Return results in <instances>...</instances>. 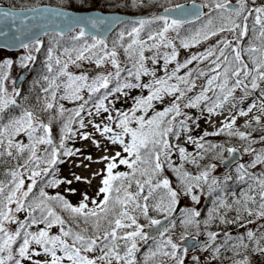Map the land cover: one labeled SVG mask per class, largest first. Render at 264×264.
Returning a JSON list of instances; mask_svg holds the SVG:
<instances>
[{"label":"snow or ice","instance_id":"1","mask_svg":"<svg viewBox=\"0 0 264 264\" xmlns=\"http://www.w3.org/2000/svg\"><path fill=\"white\" fill-rule=\"evenodd\" d=\"M131 3L137 6L142 0H131ZM202 7H212L217 15L210 16L187 38L181 37L179 32L184 20L159 15L131 21L132 26L118 33V39L113 41L111 48L105 39L90 34L87 29L105 25L107 31L118 17H72L66 29L53 30V39L58 45L68 32L79 29L70 37L73 46L63 49L62 55L67 57L66 60L54 56L53 49H49L46 65L49 75L43 78L46 85L37 101L38 110L20 105L16 99L20 92L16 88L8 92L4 86L7 79L5 69L11 67L12 61L0 63V176L3 177L0 179V264H40L39 257L45 258L43 264H140L137 256L150 239L154 247L150 246L144 253L143 264H153L157 256L183 264L177 258L179 245L170 236L165 238L174 227V220L170 217L180 192L173 189L164 172L167 169L176 174L185 195H191L193 189L203 190L205 185L209 196L224 193L228 181L232 180L230 175L223 180L209 179L215 165L208 166L197 175L184 171L183 163L179 167L174 166V150H178L182 162H190L197 167L198 158L203 159L202 152L198 157L192 156L184 147L172 143L173 139L180 138L182 131H188V121L192 117L184 109H206L211 115L230 101L243 103L255 94L247 110H239V115L248 116L257 110L260 115L252 116V121L258 125L264 117V0L259 4L257 0H236L235 4L231 0H213L212 5H196L193 0L191 15L197 20L202 15L199 11ZM176 8L182 9L185 15L190 12L184 5ZM175 10L166 8L165 12ZM29 11L36 12L37 9ZM49 11L53 16L67 17L66 13L49 9H45L42 15ZM0 15L8 17L12 13L3 11ZM156 21H162V27L149 30L147 39H143L141 33L146 26ZM24 22L21 20V24ZM170 30L176 33L175 38L180 39L184 48L225 32L231 34V39H221L203 54L193 55L180 63L174 41L168 37ZM40 43L36 36L32 43L21 41V47H35L38 51ZM161 47L170 48L171 52L161 53ZM119 49L125 57L123 63ZM146 52L153 54L149 57ZM32 59L31 56L24 57L25 61ZM161 59L163 75L158 76L155 66ZM149 60L153 66L151 70L146 66ZM194 61L210 63L206 69L188 70L179 75ZM81 62L94 64L99 71L95 75L86 71L77 75L68 70L70 65L81 68ZM173 62L175 66L169 71L168 65ZM23 66L28 65L24 63ZM142 77H151V80L143 83ZM200 79L205 81L203 86L196 94L190 95ZM133 89H140L142 93L146 90L148 94L132 97L133 104L127 111L117 109L116 100L121 96L128 97ZM238 90L243 95L237 101L235 94ZM166 97L171 98L168 106L157 110L156 105L164 104ZM63 101L76 107L66 108ZM231 106L235 108L236 103ZM38 112L47 114V122ZM89 117L103 119L96 122L95 119H87ZM180 117L183 119H178ZM235 123V117H232L218 131L205 133V136L220 135L227 129L228 136L249 141L244 151L254 153V160L251 165L240 164L236 169L237 181L247 186L238 196L232 193L231 203L223 195L216 196L209 220L205 221L206 227L217 219L221 224L239 223L245 214L264 219V173L256 175L248 171V167L254 168L257 163L264 164V148L259 151L252 148L251 145L258 141L249 139L251 133L246 135L235 129ZM54 125H59L58 137L53 132ZM89 125L100 137L119 145L121 151L102 157L106 161L105 169L97 175L102 177L99 193L103 198L91 200L92 206L89 207V197L84 195L79 205L73 206L60 195L48 196L45 188L71 183L55 178L57 166L63 162L62 157L80 154L79 149L67 146L68 141L79 136L100 147L93 134L81 131ZM245 127L250 128L251 123ZM22 136L27 142L19 139ZM187 140L196 144L198 150H223V145L205 146L191 136ZM259 142H264V135ZM235 151L234 148L227 149L230 155ZM121 165L127 171H116ZM75 179L80 181L82 178L76 176ZM191 198L199 203L198 196L191 195ZM56 207L69 213L71 223L58 214ZM230 211L235 212L232 219L227 218ZM151 212L163 215L169 221L168 225H162L160 219L150 215ZM20 214H23L22 219ZM199 215L198 211L186 210L181 223H195L198 227L195 218ZM247 223H254V220ZM154 226H161L158 236H151L145 230ZM240 226L245 227L244 224ZM53 228H58L57 234H52ZM206 235L207 246L211 247L218 233L208 231ZM246 239L255 243L252 253L264 254V245L261 244L264 234L257 238L255 232L247 230ZM221 247L240 255L239 249L247 251L249 245L245 243V236L232 237L225 232L223 244L214 248L213 254H218ZM236 264H250L249 257L244 256Z\"/></svg>","mask_w":264,"mask_h":264},{"label":"trees","instance_id":"2","mask_svg":"<svg viewBox=\"0 0 264 264\" xmlns=\"http://www.w3.org/2000/svg\"><path fill=\"white\" fill-rule=\"evenodd\" d=\"M195 1H199L203 4H208V5L213 4V0H195ZM188 2H193V0H142V3H139L137 6H133L131 3V0H0V5H4V6L11 7V8H16V9L33 8V7H37V6H41V5H53V6L61 7L63 9H69V10H73V11H86V10L99 9V10L106 11V12H121V13L130 14V15H153V14H156L157 12L165 10L166 8L174 7V6L184 4V3H188ZM231 2L236 3V0H231ZM260 2H261V0H257L258 4ZM216 15H217V12L214 11L212 7H208L205 14L202 15L199 20L195 19L193 21L186 22L183 24V27L179 30L180 36L183 38H187L192 33H194L197 29H199L209 19L210 16L215 17ZM131 26H132L131 22H125V23L121 24L119 26V28L110 36V38L106 40L108 47L111 48L113 46V41L118 39V33L119 32L124 30L126 27L130 28ZM160 27H162V21H156L153 24L146 26L145 30L141 33V37L143 39H147V32L149 30L154 31L156 29H159ZM76 32H78V31L71 32V33H68L67 35H65L64 38L59 41L58 45L54 42V39H53L54 33L45 35L40 40L41 43L39 45L38 51L36 50L35 47L26 49L27 51H33L34 56H33L31 64L29 65V67H30L29 74H28L26 80L23 82L21 88L18 90L20 92V96L17 97L16 99L20 105L25 106V107H30L33 110H38L37 101H38V99H40L42 97V95H43L42 88L46 85V82L44 81L43 78H44V76L49 75V73L47 72V67H46V65L49 62V60H48L49 49L50 48L53 49V55L54 56H59L62 61L66 60L67 57L62 55L63 49L66 47L71 48L73 46V41L70 39V37L72 35H75ZM221 34H219V35H221ZM219 35L210 37L207 40H202L200 43L195 44L194 46L184 48V47H182V45L180 43V39L175 38V36H176L175 32L168 33V37L170 39H173V41H174V47L176 48V51H177V60L180 63H183L187 59H190L191 56H193V55H201L204 52H206V50L208 48L215 46L218 41L213 45H205V44L208 42V40H210L214 37H218ZM226 38L231 39V34L228 33V36ZM56 39H59V38H56ZM90 42L91 41L89 40V43ZM126 42H127V38H126L125 43ZM149 43H151V42H149ZM246 43H247V40H245V44ZM200 46H204V47L202 49L196 51V52L189 53L185 57H181L182 53L185 50L193 48V47H200ZM119 52H120L119 58L123 63V62H125V57L123 55L122 49H119ZM160 52L161 53H170L171 49L161 47ZM145 54H146V56L150 57L153 53L152 52H146ZM30 55H31V53L26 52L25 54H22L19 58L15 57L16 59L13 62H18V64L23 65L24 63H26V61L24 60V57H27ZM7 60H9V57H5V58L3 57L0 59V63H3L4 61H7ZM83 63L85 64L83 69L78 68L76 71H73V69H75V67H74L75 65H70L68 70L70 72H73L74 74H77V75L80 74L81 72H85V71L89 75H95L96 74V72L98 71L96 69V67H94V69H92V68L87 69V67H86L87 62H83ZM209 63H210V61H203V62L194 61L193 64L189 65L188 69H182L181 72L179 73V75H183L188 70L199 71L200 69H206L208 67ZM162 64H163V60L161 59L160 63L155 66L158 76L163 75V71H162V67H161ZM146 66H148L150 70L152 69L153 66L151 65L150 60L146 62ZM174 66H175V62H173L172 64H169L168 65L169 71H171ZM10 68L5 69L7 74L9 73ZM150 80H151V77H142L143 83H148ZM5 81H4V83H5ZM204 82H205L204 79L197 80V88L194 90L193 93H190V95L196 94L200 90V88L203 86ZM262 87H264V85H262ZM241 93L242 92L240 90H238L236 92L235 95H236L237 101L241 97ZM141 94L147 95L148 93L146 90L143 91V93H142L140 89H133L130 91L128 97L121 96L118 100H116L115 107L119 110L127 111L133 104L132 97H138ZM209 95H211V93H209ZM254 98H255V94L253 96L245 99L243 101V103H237L236 101H234V103H236V107L234 108V112H235L234 117L236 120L234 128L238 129L239 131L245 132L246 135H248V133H251V136L249 137V139L258 141L257 143L252 144L251 147L256 149L257 151H259L260 149L264 148V142H259L260 137L262 135H264V131H261V129H264V125L262 123H260L259 125L256 124L254 121H252V117L247 119V120H244L247 116H240L239 115V110L243 109L246 111L248 105L252 103V100ZM170 99L171 98L166 97L164 104H157L156 105L157 110H162L163 107L168 106V102L170 101ZM231 102L232 101L227 103L223 107V109H217L211 115L206 111V109L203 111L200 108L184 109V111L187 113V115L192 117V119L188 121V131L187 132L182 131L180 134V138L178 140L173 139L172 143L174 145H178L179 147H184L186 149V152L191 154L192 156L198 157L199 154L202 152L203 159L198 158L197 162L199 164V167H197L196 165H194L190 162H182L180 159L178 150H174L173 155H172V160L174 161V166L179 167L183 163L184 171L189 172L191 175H197L200 171L208 168V166L217 165V164L221 163L225 158H227L229 155V153L227 152L228 148H234V149L238 148V149H241L244 151V149L246 147H248V145H249L248 140H241L237 136H228L226 134L228 131L227 129L225 130L224 133H222L220 135H207V136H205V133H214V132L218 131L221 127H223L224 123L230 122V121L223 122L219 126V128L215 131L207 130L206 126L204 125V123H206L214 115L222 112ZM62 103H64L66 108L76 107L75 104L69 103L67 101H63ZM14 111H18V110H14ZM38 114L41 115V119H44L45 122H47L46 121V118H47L46 113L41 114L38 112ZM149 114H151V113H149ZM178 119H183V117H180ZM249 122L251 123V127L246 128L245 125ZM74 127H78V125H74ZM81 131H84V129ZM53 132L58 137L59 125H54ZM188 136H191L193 139L198 140L200 143L205 144V146H207L208 144L223 145V150H221V149H215V150H210V151L198 150L196 147V144L188 142V140H187ZM201 137H203V139H200ZM19 139H23L24 142H27V139L24 136L20 137ZM78 140H79V136H77L74 141H68L67 146L69 148L77 149ZM57 142H58V140H57ZM245 153H247V152H245ZM254 157H255V154H254ZM61 159L63 160V162L58 164L57 170H56V177H55V178L60 179V180H61V176H62V171L66 167L67 162L70 159V157H62ZM252 162H253V160H250L247 162V164L251 165ZM240 164L245 165L244 163H238L235 166H233V168H232L233 172L230 171V176H232V180L228 181L227 185L225 186V192L224 193L217 192V193H213L212 196H209V195H207V186L206 185L204 186L203 190L193 189V192L191 195H198V196L200 195L201 196V203L198 206H194V205L184 206L183 208H180L176 212V216L174 219V227H172L171 230L169 231L172 235H174V237H171L173 242L180 240L184 237H195V238H198L199 240H201L203 242V244L199 249L200 250H206V255H204V259H203V264H213V263H207V260H214V261L216 260L218 262V264H236V261L242 260L244 258V256L254 255V253H252L251 249L255 247V243L247 241L246 234H245L247 232V230L245 232H243L244 227H241L240 225L244 224L245 227H247L248 224H251V223H247L248 220H254V222H255V221H258L259 219L255 218V217H248L245 214V216L243 217V219L239 223L221 224L219 222V220L217 219V220L211 221L207 227L205 226V221L209 220V212L213 208V199L216 196L223 195L226 197L227 202L231 203L232 193H236V195L238 196L240 191L243 190L244 188H246L247 185L241 184L237 181L236 169H237L238 165H240ZM116 171H127V169L125 166L121 165V166H119V168ZM248 171L253 173V174L260 175V174L264 173V164L262 166H260L258 170L248 169ZM164 175L170 180L171 186L173 187V189L180 192L179 197L187 198V197L191 196V195H185L183 193V191L180 189V183L177 180L175 173L166 169V171L164 172ZM212 177H214V176L210 175L209 179H211ZM2 178L3 177L0 176V179H2ZM216 178L223 180L224 177H221V178L216 177ZM45 192L47 193L48 196H51V197H55L57 195H60V196L64 197L66 200H68V202L70 204H72L73 206L79 205V203H76V201H74V199L71 196H69L66 192H64L62 190V188H60V184L56 185V186L45 188ZM102 198H103L102 194L98 193L95 197L89 199V201H88L89 207L92 206L91 200H93V199L100 200ZM176 207H177V204L175 205V211H176ZM186 210H194V211H198L200 213V215L195 218V220L198 222V225H199L198 227H197V224H195V223L189 224V225H184L181 223L183 213ZM56 211L58 212V214H60L62 216V218H64L69 223H71L68 212L63 211L62 208H60V207H56ZM150 215H152V217L156 218V219L164 218L163 215L158 214L156 212H151ZM234 216H235V212L230 211L228 213L227 218L232 219ZM20 218L21 219L23 218V214H20ZM141 222L143 223V221H141ZM40 227H43V225H41ZM208 231L218 233L217 238H219L222 242L219 244L213 243L211 245V247H208L207 246L208 237L206 235V233ZM225 232L229 233L232 237L245 236V243H248L250 248L248 247L247 251H245L244 249L241 248V249H239V252L241 254L236 255L235 251L228 250L225 247H221L220 252L218 254L214 255L213 249L216 248L217 246H220L223 244ZM57 233H58V228H53L52 234H57ZM165 238H167V235ZM257 238H259L258 234H257ZM263 243H264V240L261 241L262 245H263ZM150 246L154 247L153 241L151 239L149 240V242L147 244H144L141 247V252L137 256L138 260L140 261V264H143V255H144V253H146L148 251ZM187 253H191V252H185L183 247L179 246L178 250H177V258L179 260H182L183 264H197L198 260H194V259H192L191 261L187 260V257H185ZM161 262H163V264H177V260L171 259L168 257H161V256H157L155 258V261L153 262V264H161Z\"/></svg>","mask_w":264,"mask_h":264},{"label":"rangeland","instance_id":"3","mask_svg":"<svg viewBox=\"0 0 264 264\" xmlns=\"http://www.w3.org/2000/svg\"><path fill=\"white\" fill-rule=\"evenodd\" d=\"M172 32L173 31L170 30L169 33ZM227 36H228L227 32L222 33L218 37H214L208 40V42L205 45H213L220 39L226 38ZM204 46L187 49L182 53L181 57H185L191 52H196L202 49ZM26 52L31 53L30 55L31 57L34 56L33 51H27L25 48L14 53H10L6 50L0 49V59L3 57L4 58L9 57V60L12 61L10 71L7 74V79L4 83V86L9 93L12 92L13 88H16L15 78L18 76V73L25 68L23 65L18 64V62H13V61L16 58H19L22 54H25ZM31 62L32 60L26 61L28 66L31 64ZM81 63H82V67L80 69H83L85 64L83 62ZM74 67L75 69H73V71H76L78 68L76 66ZM86 67L87 69H91V68L94 69L95 65L91 63H87ZM108 70H110V68ZM242 95L243 93H241V96ZM231 103H234V101H232ZM231 103L226 107V109L222 113L214 116L209 122L204 123V125L211 130L216 129L218 126H220V124L223 123V120H226L232 116L231 112L233 111L234 108L231 106L232 105ZM104 115L106 116L107 114ZM255 115H260V113L254 109L253 112L250 113L244 120H247ZM88 119H95L96 122H100L103 119V117H89ZM85 123H87V120L85 121ZM261 123L264 125V117L261 118ZM83 132L93 134L94 138L100 143V147L97 148L94 144L91 143V141H84L79 138L77 149L80 150V154L71 156L67 162L66 167L62 171L61 180L71 181V183L70 184L66 182L60 183V188H62L64 192H66L69 196H71L74 199V201H76V203H80L84 195H87L89 199H91L99 193V188L102 186L101 184L102 177L100 175H97V173L103 172L106 165V161H103L102 157L113 156L115 155L116 152L121 151L119 145H113L110 142L106 141L104 138L100 137L98 133H95L91 125L86 127ZM242 155L243 157L240 163H244L246 166H248L247 164L248 161L254 160V153L253 154L245 153L242 150ZM88 157H90V159H87ZM262 165L263 164L257 163L254 168L248 167V169L258 170L259 167ZM230 171L233 172L232 168L229 171H224L219 163L215 165V169L211 171L210 175L221 178V177H225L226 175H230ZM76 176H79L82 179L80 181H77L75 179ZM69 189H72L74 191L70 192ZM198 197L200 203L201 197L200 195ZM199 203L194 202L191 197L190 198L178 197V207H183L187 205L198 206ZM246 230H252L256 234H260L264 232V219L258 221L254 227L253 225H247V227H244L243 232H245ZM166 235L170 237H174V235H172L170 232H168ZM181 240L182 239L175 241V243H177L180 247L182 246ZM215 243L219 244L221 243V240L217 238ZM204 255H206V250L198 249L191 253H187L185 257H187V260L189 261L194 259V260H198L197 264H203ZM249 256H250L249 259L250 264H264V254L261 255L256 254ZM37 259H39L40 264H43L45 258L39 257ZM213 262H214L213 264H218L217 261L213 260Z\"/></svg>","mask_w":264,"mask_h":264},{"label":"water","instance_id":"4","mask_svg":"<svg viewBox=\"0 0 264 264\" xmlns=\"http://www.w3.org/2000/svg\"><path fill=\"white\" fill-rule=\"evenodd\" d=\"M196 5H203L199 2H195ZM185 8L189 9L190 12L188 15L184 14V11L179 8L172 12H161L159 15L168 16L170 19H181L185 22L196 19L195 16L191 15V6L192 3L183 4ZM33 9V8H31ZM36 12L29 11L30 9H12L6 6H0V12L8 11L12 13L8 17L0 15V49L4 48L10 51H18L21 48V41L24 43H32L33 37L38 36L40 39L45 32L51 33L53 30L66 29L68 21L74 16H85L90 15L93 17H118L117 22L107 31H105V25H99L97 28L92 29L88 28L87 31L96 35L99 38L105 39L107 36L116 29V27L121 23V21H133L138 19H148V16L141 17H132L120 13H103L101 11H87V12H73L68 10H63L56 7L50 6H39L36 7ZM45 9L56 10L67 14V17L64 15L53 16L52 12L49 11L46 15H42ZM205 8H199V11L203 14ZM158 15V16H159ZM21 20L25 22L21 24ZM59 26V27H57ZM28 69L22 71L15 80V86L19 87L22 81L25 79ZM241 153L239 150L232 153L227 159L222 162V166L225 170H228L233 164L240 161ZM174 215L170 217L173 220ZM162 225L167 226L169 221L164 218L161 219ZM161 226H154L148 228V233L151 236H157L158 229ZM182 244L188 251H191L201 245V242L195 238H185L182 240Z\"/></svg>","mask_w":264,"mask_h":264}]
</instances>
